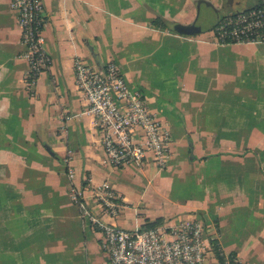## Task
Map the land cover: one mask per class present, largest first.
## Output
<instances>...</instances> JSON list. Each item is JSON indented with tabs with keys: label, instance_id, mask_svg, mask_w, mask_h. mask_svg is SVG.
Listing matches in <instances>:
<instances>
[{
	"label": "crops",
	"instance_id": "1",
	"mask_svg": "<svg viewBox=\"0 0 264 264\" xmlns=\"http://www.w3.org/2000/svg\"><path fill=\"white\" fill-rule=\"evenodd\" d=\"M41 2L49 64L28 92L16 12L0 0V264H105L100 232L69 197L70 185L80 188L97 211L91 187L102 181L124 204L102 215L108 222L141 228L196 216L220 250L264 264V41L172 29L195 21L199 3L215 8L214 22L222 0ZM156 15L166 24H153ZM75 56L114 61L142 92L170 134L163 167L104 161Z\"/></svg>",
	"mask_w": 264,
	"mask_h": 264
},
{
	"label": "built area",
	"instance_id": "2",
	"mask_svg": "<svg viewBox=\"0 0 264 264\" xmlns=\"http://www.w3.org/2000/svg\"><path fill=\"white\" fill-rule=\"evenodd\" d=\"M9 5L16 12L22 55L27 60L22 81L32 92L37 75L49 64L41 33L42 2L9 0ZM211 29L217 42L264 41V0L222 13ZM72 67L75 85L86 102L83 112L92 117L104 161L113 166H141L150 159L163 167L170 155L169 131L148 109L142 92L126 84L117 64L106 60L93 66L75 56ZM68 177H72L70 168ZM91 196L97 211L85 204L80 188L69 186V197L80 215L100 232L105 264H240L235 254L220 248L216 255L212 237L196 216L174 224L124 228L102 217H114L124 206L114 190L102 181L91 187Z\"/></svg>",
	"mask_w": 264,
	"mask_h": 264
},
{
	"label": "rangeland",
	"instance_id": "3",
	"mask_svg": "<svg viewBox=\"0 0 264 264\" xmlns=\"http://www.w3.org/2000/svg\"><path fill=\"white\" fill-rule=\"evenodd\" d=\"M213 2H215L216 0H211ZM223 2V0H222ZM254 2H251V1H248V2H244L242 5H250ZM240 7V4L238 5H235L234 8H239ZM221 10V11H220ZM220 11V12H219ZM219 13H222L223 12V9H219L218 10ZM216 17V12L213 10V7L211 6H207L205 4H201L199 3L197 5V11H196V14L194 16L195 18V24L198 25L201 29V33L203 34H207V35H212L213 36V33H212V29H211V26L213 25V20L215 19ZM214 37V36H213ZM261 51L259 52V57H260V65L262 67H264V49H260ZM129 225H126V228H128ZM125 228V227H124ZM132 229V228H130ZM98 252L100 253V256L101 258L105 261V256H106V253L100 248L98 250Z\"/></svg>",
	"mask_w": 264,
	"mask_h": 264
},
{
	"label": "water",
	"instance_id": "4",
	"mask_svg": "<svg viewBox=\"0 0 264 264\" xmlns=\"http://www.w3.org/2000/svg\"><path fill=\"white\" fill-rule=\"evenodd\" d=\"M200 1L202 0H197V3ZM205 2L208 3L207 1ZM207 5L210 6V4H207ZM213 10L215 11V8H213ZM172 29L180 34H189V35H192V34H195L201 31L200 27L195 24V21H192L189 23H180V22L175 21L172 23Z\"/></svg>",
	"mask_w": 264,
	"mask_h": 264
},
{
	"label": "trees",
	"instance_id": "5",
	"mask_svg": "<svg viewBox=\"0 0 264 264\" xmlns=\"http://www.w3.org/2000/svg\"><path fill=\"white\" fill-rule=\"evenodd\" d=\"M152 23L155 24V25H158V26H163V25L166 24V21L162 17H160L159 15H156L153 18ZM149 226H154V224L150 223V224H148L145 227H149ZM210 241H211L212 249L215 251V253L217 255L218 252H219V246H218V244H217V242L215 241L214 238H211ZM229 253L233 254V252H229ZM217 256L219 257V255H217Z\"/></svg>",
	"mask_w": 264,
	"mask_h": 264
},
{
	"label": "flooded vegetation",
	"instance_id": "6",
	"mask_svg": "<svg viewBox=\"0 0 264 264\" xmlns=\"http://www.w3.org/2000/svg\"><path fill=\"white\" fill-rule=\"evenodd\" d=\"M248 1L256 3L259 0H223V2H221V4L218 6V9H223L226 12L229 10L230 7H233L241 2H248Z\"/></svg>",
	"mask_w": 264,
	"mask_h": 264
}]
</instances>
